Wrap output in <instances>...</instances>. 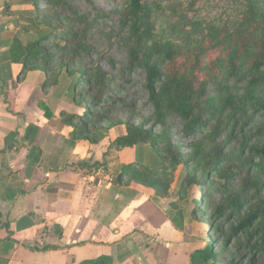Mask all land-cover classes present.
I'll return each instance as SVG.
<instances>
[{
  "label": "trees",
  "instance_id": "trees-1",
  "mask_svg": "<svg viewBox=\"0 0 264 264\" xmlns=\"http://www.w3.org/2000/svg\"><path fill=\"white\" fill-rule=\"evenodd\" d=\"M201 1L123 0L114 11L117 23L110 44L125 54V70H138L144 76L143 90L152 113L137 126L126 122L125 134L112 146L121 150L148 145L155 150L156 167L134 163L122 175L157 196H161V177L180 165L186 167L182 182L187 186L192 175L200 191H230L212 208L208 228H214L216 238L224 237L220 217L242 212L229 234L248 232L249 264H264V19L255 5L258 0H229L228 10L214 20L200 16ZM25 2L34 11L19 27L26 41L13 37L8 60L21 64L23 71L45 72L47 88L57 85L62 74L75 75L62 91L79 110H63L59 116L72 127L74 140L91 142L94 126L107 119L106 110L95 106L112 103L109 85L114 77L92 62H83L91 52L82 42L89 25L83 19L75 23L61 12L68 9L66 0ZM229 10L235 11L234 18L225 15ZM156 15L175 19L174 31L189 44L187 48L153 40ZM171 117L181 121L183 135L192 140L186 154L172 143L167 124ZM205 199L201 195L199 205L205 206ZM188 260L189 264H229L231 259L226 262L216 254L211 241L191 251ZM89 264L112 261L102 257Z\"/></svg>",
  "mask_w": 264,
  "mask_h": 264
},
{
  "label": "crops",
  "instance_id": "crops-1",
  "mask_svg": "<svg viewBox=\"0 0 264 264\" xmlns=\"http://www.w3.org/2000/svg\"><path fill=\"white\" fill-rule=\"evenodd\" d=\"M7 32L5 25L0 33V264H89L102 257L112 264L184 259L189 264L188 255L182 257L175 247L174 228L159 211L155 192L122 175L124 165L141 163L133 161L139 147L116 150L122 165L112 173L106 153L97 155L98 146L74 140L72 127L59 116L70 111L38 103L32 96L34 71L8 60Z\"/></svg>",
  "mask_w": 264,
  "mask_h": 264
},
{
  "label": "rangeland",
  "instance_id": "rangeland-1",
  "mask_svg": "<svg viewBox=\"0 0 264 264\" xmlns=\"http://www.w3.org/2000/svg\"><path fill=\"white\" fill-rule=\"evenodd\" d=\"M66 2L68 9H63L61 12L75 23L83 19V23L89 25V28L82 32V42L90 48L91 52L84 56L83 62L85 64L92 62L102 71L113 76L114 83L109 85V88L113 90L109 92V97L112 103L114 99H122V102L115 101L113 104L95 106L106 110L107 119L102 124L94 126L96 130L91 131V142L87 140L92 146L99 147L97 155L106 153L103 154L104 161L111 165L112 173H117L122 164L115 154L113 141L125 134L124 124L126 122L137 126L152 113L151 106L147 102V95L143 90L144 76L138 70L132 73L125 70V54L115 44H110L113 27L117 23L114 11L121 6L123 0H66ZM255 5L264 19V0H258ZM228 7L229 0H203L200 3V16L214 20L228 10ZM33 13L32 6L25 0H0V14L6 18L8 27V32L3 39L11 42L13 37H18L25 42L26 37L23 36L19 27L25 25ZM225 15L234 18L236 13L229 10ZM13 20L15 23L12 22ZM174 23L175 19L160 15L154 16L152 18L153 40L160 43L170 42L181 48H187L189 44L179 38L174 31ZM78 27L83 29L82 26L78 25ZM79 40L80 38H77L75 41ZM73 49L74 46L71 47V50ZM74 78L75 75L68 77L62 74L58 77L57 85L47 88L48 75L41 70H36L31 76L32 96L36 97L38 103H44L53 110L66 108L70 112L77 111L79 109L70 103L62 91L64 84ZM93 111L97 112L98 108H94ZM167 124L170 128L172 143L179 147L181 153H188V146L192 140L183 135L181 121L176 117H171ZM92 126H90L91 129L94 128ZM138 147L134 152L133 161L156 167L159 158L155 150L148 145ZM186 174V167L180 165L169 176L161 177V196H158L157 204L159 211L174 228L173 242L177 250L180 251L182 257L187 256L191 251L205 248L212 241L215 244L216 254L225 257L226 262L231 259L229 264H249L250 256L246 239L248 232L240 230L235 234H229L230 228L234 227L242 216V212H234L230 215L226 213L220 217L219 223L222 224L224 237L216 238L214 228L212 230L208 228L212 208L220 204L223 198L228 197L230 191L226 194L217 190L200 191V184L192 175L188 179L189 186H187V183L182 182ZM201 195H206L205 206L198 203ZM186 262L184 259L179 264Z\"/></svg>",
  "mask_w": 264,
  "mask_h": 264
},
{
  "label": "water",
  "instance_id": "water-1",
  "mask_svg": "<svg viewBox=\"0 0 264 264\" xmlns=\"http://www.w3.org/2000/svg\"><path fill=\"white\" fill-rule=\"evenodd\" d=\"M13 23H15V21H12ZM7 23H3L2 25H0V33L4 30V27Z\"/></svg>",
  "mask_w": 264,
  "mask_h": 264
}]
</instances>
